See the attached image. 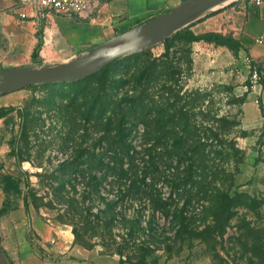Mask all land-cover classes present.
I'll return each instance as SVG.
<instances>
[{
    "label": "rangeland",
    "instance_id": "374dc122",
    "mask_svg": "<svg viewBox=\"0 0 264 264\" xmlns=\"http://www.w3.org/2000/svg\"><path fill=\"white\" fill-rule=\"evenodd\" d=\"M166 40L81 82L0 96V253L16 250L20 238L38 253H53L62 248L63 231L72 234L75 248L114 264H264V158L261 141L250 147L253 154L240 143L244 97L220 83L193 80L188 43L177 34ZM100 88L106 92L102 103H92ZM130 98L146 100L149 117L144 136L137 120L126 125L127 142L163 162L147 182L164 202L159 212L142 200L119 206L122 217L139 223L131 234L120 218L106 230L96 225L100 197L113 198L103 190L86 195L84 184L87 161L96 165L95 159L112 155L106 143L114 132L103 133L100 112ZM155 119L164 125L158 129ZM179 143L190 146L185 157H195L189 182L172 169L184 151L173 150ZM96 167L88 172L100 178ZM174 179H181L177 188ZM19 207L25 219L50 228V238L35 237L27 220H10L11 211V219L19 218ZM13 223L22 227L14 235Z\"/></svg>",
    "mask_w": 264,
    "mask_h": 264
},
{
    "label": "crops",
    "instance_id": "0c3cea01",
    "mask_svg": "<svg viewBox=\"0 0 264 264\" xmlns=\"http://www.w3.org/2000/svg\"><path fill=\"white\" fill-rule=\"evenodd\" d=\"M182 1L90 0L92 9L89 13L66 16L56 13L40 15L31 6H23L21 0H0V70L65 62ZM20 13L26 16L20 18ZM185 28L194 35L219 33L238 42L237 53L203 40L188 42L193 80L217 82L244 97L240 105V128L246 134L240 138V143L245 145L242 146L249 154H253L250 147L261 141L258 143L260 156L264 158V82H250V90L245 87L250 81L249 58L264 70V3L256 5L252 0H235ZM35 49L37 56L33 58ZM15 211L19 218L11 219L14 214L11 211L10 220L16 223L27 220L22 208ZM27 222L28 230L32 229L29 231L43 242L53 233L33 217ZM16 223L10 230L13 235L22 228ZM61 233L62 248L59 246V250L38 253L29 242L20 238L14 243L16 250L0 253V264H114L92 250L75 248L72 234Z\"/></svg>",
    "mask_w": 264,
    "mask_h": 264
},
{
    "label": "trees",
    "instance_id": "16d2710c",
    "mask_svg": "<svg viewBox=\"0 0 264 264\" xmlns=\"http://www.w3.org/2000/svg\"><path fill=\"white\" fill-rule=\"evenodd\" d=\"M176 34L179 35V37H181L187 43L190 41L203 40L209 43H214L216 45L225 46L233 53H237L239 49L238 42H236L230 36L222 35L219 33H204L200 35H194L191 31L188 30V28H184L181 31H178ZM164 44H168V40H165ZM36 56L37 49H35L33 52V58H36ZM248 61L249 65L251 66L254 64L260 66L257 62L253 61L250 58L248 59ZM115 62L111 63L98 73L101 74ZM261 83H263V81ZM104 94H106V92L102 88H100V91L92 96V103H102L101 99L103 98V96L105 97ZM133 100L136 99L130 98L124 103L122 101L121 105H116L114 104V102H112L111 104L109 102L110 104H107V107H105L100 112L99 123L102 122V124L104 125L103 133L110 134L111 132H114L113 136L115 137V139L106 143V150L109 151L112 155H106V157L101 156L98 159H95L96 165H91L92 160H89V162L87 161L88 165L85 168V173H87V175H85L84 177V184L86 185L87 189H89V192H86V195L93 191L99 193L100 190H103V192L107 193L106 195H112L111 198H113L107 199V197L104 195L100 197L103 209L99 210L101 216H98L97 218L102 219H99L101 221H96V225L100 226V222L103 230H106L107 228L112 227L114 222H117V218H120V220L125 223V228L129 229L130 234L134 232L135 223L137 224V226H139V223L130 220L129 222L127 219H125V217H122L123 215H121L117 210L119 206L124 205V203H126L127 201L131 203L135 200H142L149 203L153 210L159 212L162 209V205L164 204L159 195L151 191V189H154L153 184H151L153 181H151V183L147 182V180H152L154 178L153 176L157 175L160 172V165L163 162H159L158 164V161L156 163L153 159H150V155L146 147H141V145H139L138 148H140L141 150L137 151L131 143L127 142V124H131L134 120H137V122L139 124H142L143 126V136L147 134L146 131L148 128L147 120L149 117V112L146 109L147 101L145 100L143 101V103H141L139 99L138 102ZM139 101L140 110L138 109ZM108 109L112 112L111 114L106 116V112ZM4 112V107H0V116H2ZM94 113L95 111L92 112V117L96 116ZM159 124L163 126L164 122L155 119L154 125H156L158 129ZM160 137H162V134ZM173 146L174 151L175 149L179 150V148L180 150L183 148L184 151L182 152V156H179L178 160L175 163V167H172V169H174L175 172L177 171L179 174H183L189 182L192 180L191 175L194 174V169L196 167V161L194 159L195 157L184 156L183 153H186L187 151L189 152L188 148L190 147L186 143L173 144ZM184 162L186 163V165L184 164ZM93 166H97L96 168L101 174L100 178L95 177L88 172L93 170ZM5 179L9 181L10 177L6 176ZM175 179L173 182H171V184L173 187L177 188L181 179ZM102 182L104 185L101 184ZM5 191L7 190L5 189ZM83 198L87 197L84 196ZM83 211L86 210L84 209Z\"/></svg>",
    "mask_w": 264,
    "mask_h": 264
},
{
    "label": "water",
    "instance_id": "95a60500",
    "mask_svg": "<svg viewBox=\"0 0 264 264\" xmlns=\"http://www.w3.org/2000/svg\"><path fill=\"white\" fill-rule=\"evenodd\" d=\"M233 1L235 0H184L168 11L65 62L1 69L0 96L35 85L80 82L125 56L164 42L197 19Z\"/></svg>",
    "mask_w": 264,
    "mask_h": 264
},
{
    "label": "built area",
    "instance_id": "2783aa9c",
    "mask_svg": "<svg viewBox=\"0 0 264 264\" xmlns=\"http://www.w3.org/2000/svg\"><path fill=\"white\" fill-rule=\"evenodd\" d=\"M256 5L264 3V0H252ZM23 6H31L36 14L56 13L60 15H84L91 11L90 0H21ZM25 13H20L24 18ZM249 79L251 83L264 82V70L257 64L249 65Z\"/></svg>",
    "mask_w": 264,
    "mask_h": 264
}]
</instances>
